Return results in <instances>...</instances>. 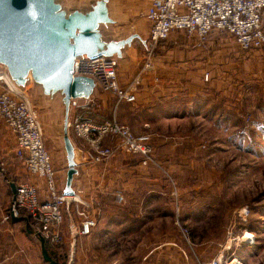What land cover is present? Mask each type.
<instances>
[{
    "label": "crops",
    "instance_id": "1",
    "mask_svg": "<svg viewBox=\"0 0 264 264\" xmlns=\"http://www.w3.org/2000/svg\"><path fill=\"white\" fill-rule=\"evenodd\" d=\"M152 2L153 0H109L108 13L116 23L112 28L114 34H136L142 39L147 38L152 24L141 15ZM145 54L148 52L142 47H133L117 66L120 87L128 88L133 81L138 80L136 102L116 105L110 95L96 91L92 96L97 101V107L89 118L95 123L115 120L129 127L135 135L150 134L155 150L152 163L144 167L140 164L138 156L115 153L104 164H90L85 159L84 142L69 133L77 158L78 174L73 185L76 188L79 186V189L75 195L88 201L93 209L96 208L97 212L94 210V213L99 216L97 226L89 236H74L80 219L76 216L74 206H71L64 213L65 223L61 227V233L66 236L67 243L76 245L77 250L83 243L87 244L89 254L96 257L99 254L108 255L107 258L115 253L122 254V247L128 245L130 238L134 239L131 233L136 231L138 234L142 226L139 221L142 216H139V212L142 215L144 201L154 195L168 196V191L160 193L156 189H146L145 185L151 186L160 182L162 172L169 175L170 179L175 178L181 186L186 178L188 179L187 169L191 167L189 164L195 157L194 150L199 146V141L195 139L190 128L177 129V120L190 121L196 119L194 116L208 117L209 114L220 118V106L227 111L238 108L241 95L250 94L255 86L261 87L258 91L261 100L264 96V48L242 52L235 39L227 35L213 34L204 43H200L196 35L176 31L170 34L166 42L152 50L151 61L146 60ZM146 63L148 68L145 67ZM205 74H208L207 80H204ZM28 88L33 90L32 85H27L22 91L27 92ZM2 89L4 87L0 86V93ZM79 114L86 116L85 113ZM38 116L56 172L58 189L62 192L66 171L64 152L61 147L50 141L40 111ZM2 132L5 135L1 137ZM109 144L108 139L103 142V146ZM14 145V135L0 120V150L13 155L14 162L28 182L37 185L39 196L47 200L43 182L26 172L13 153ZM14 184L18 186L16 182ZM117 193L122 194L123 203L117 202ZM186 197L190 196L185 192L181 202L189 203ZM199 197L202 198L195 194V198L189 200L197 203ZM12 199L13 194L6 178L3 179L0 175V260L4 261L1 264H47L41 255V246L38 250L32 238H17V231L25 224L24 220L4 221ZM191 202L189 206L193 205ZM135 243L136 251L133 255H136L143 245L138 240L133 242ZM185 243L189 242L184 239L183 243L175 238L159 243L146 255L141 256V264L209 262L210 258L207 256L189 259ZM211 245L219 247L217 243ZM196 249L199 253L204 250L201 245ZM37 251L40 255L38 257Z\"/></svg>",
    "mask_w": 264,
    "mask_h": 264
},
{
    "label": "rangeland",
    "instance_id": "2",
    "mask_svg": "<svg viewBox=\"0 0 264 264\" xmlns=\"http://www.w3.org/2000/svg\"><path fill=\"white\" fill-rule=\"evenodd\" d=\"M94 1L58 0V3L67 11H86ZM260 90L261 87L255 86L250 94L241 95L238 108L227 111L220 106V118L209 114L208 117L194 116L196 119L190 121H174L179 125L177 129L190 128L199 141V146L194 150L195 157L189 164L191 167L188 165V179L181 186L175 178L171 180L169 175L162 172L160 182L145 185L146 189H156L160 193L168 191V196L154 195L144 201L142 215L139 212L142 226L138 234L136 231L131 233L134 239L130 238L128 245L119 246L122 247V254L115 253L109 258L102 254L97 257L90 255L87 244L83 243L77 250L76 245L71 247L67 243L62 233L59 263L141 264L142 255L159 243L175 238L176 241L184 243L185 239L189 242L185 243L189 259L207 256L211 261L222 248L226 249L224 253L231 248L226 254L227 261L236 256L243 264H264V100L260 99ZM29 91L30 88L26 94L39 113L38 105L32 101ZM60 99L57 93L50 101L55 116H58L57 121L63 118ZM4 135L2 132L1 137ZM0 175L6 178L8 184V179L17 185L30 184L14 162L13 155L3 150H0ZM174 190L177 197L172 196ZM185 192L190 196L186 197L189 203L195 194L202 198L199 197L197 203L191 202L193 205L189 206V203L181 202ZM195 205L197 207L194 208ZM19 228L17 238H32L39 250V238L31 233L26 224ZM246 233L253 235L252 241L241 238ZM234 238L237 242L233 241ZM136 240L143 245L133 255L137 244L133 242ZM213 243L219 247L211 245ZM199 245L204 248L201 253L196 249ZM2 262L0 260V264Z\"/></svg>",
    "mask_w": 264,
    "mask_h": 264
},
{
    "label": "built area",
    "instance_id": "3",
    "mask_svg": "<svg viewBox=\"0 0 264 264\" xmlns=\"http://www.w3.org/2000/svg\"><path fill=\"white\" fill-rule=\"evenodd\" d=\"M141 17L152 24L147 35L146 60L151 61L152 50L166 42L170 34L176 31L196 35L200 43H204L213 34L227 35L235 39L242 52L264 48V0H153ZM148 66L146 63L145 67ZM73 73L92 79L100 93L110 95L116 105L136 102L138 80L133 81L128 88L120 87L115 61L77 57L74 60ZM207 79L208 74H205L204 80ZM0 86L4 87L0 93V120L15 137L13 153L30 176L43 182L47 197L44 200L39 196L37 185H18L4 221L23 219L37 238H43L51 246H56L62 241L64 213L74 206L80 224L73 235L89 236L97 226L99 215L94 213L97 209H93L88 201L77 195H62L58 189L56 172L46 147L37 110L26 92L14 86L4 69L0 73ZM96 107L97 101L93 96L70 104L68 134H73L84 142L87 162L104 164L115 153H119L138 156L142 166H149L155 153L152 136L148 133L135 135L129 127L115 120L93 122L89 116ZM79 113H85L86 116ZM106 139L110 141L109 146H103ZM172 196L177 197L176 190ZM115 197L118 203H123L121 193H117ZM246 234L241 238L252 241L253 235ZM233 241L237 242V239L234 238ZM224 251L222 248L206 264H232L234 260L235 264H243L236 256L227 261V252Z\"/></svg>",
    "mask_w": 264,
    "mask_h": 264
},
{
    "label": "water",
    "instance_id": "4",
    "mask_svg": "<svg viewBox=\"0 0 264 264\" xmlns=\"http://www.w3.org/2000/svg\"><path fill=\"white\" fill-rule=\"evenodd\" d=\"M109 0H95L86 11H67L58 0H0V73L4 69L18 90L32 85L29 92L46 124L50 141L62 148L65 179L62 195L76 194L73 181L78 174L75 149L68 134L70 104L89 99L95 82L73 73L77 57L104 58L118 63L129 49L148 50L147 38L136 34L115 35V21L108 13ZM61 96L63 118L57 121L50 101ZM9 181L13 194L16 186ZM41 255L47 264H56L48 255L45 240L39 238Z\"/></svg>",
    "mask_w": 264,
    "mask_h": 264
},
{
    "label": "trees",
    "instance_id": "5",
    "mask_svg": "<svg viewBox=\"0 0 264 264\" xmlns=\"http://www.w3.org/2000/svg\"><path fill=\"white\" fill-rule=\"evenodd\" d=\"M262 100H264V96L262 98ZM45 245H46V249L48 252V255L50 256V258L56 263V264H60L59 262V258L61 255V248L60 245L58 244L56 246H51L47 241H45Z\"/></svg>",
    "mask_w": 264,
    "mask_h": 264
},
{
    "label": "bare ground",
    "instance_id": "6",
    "mask_svg": "<svg viewBox=\"0 0 264 264\" xmlns=\"http://www.w3.org/2000/svg\"><path fill=\"white\" fill-rule=\"evenodd\" d=\"M226 250V249H225ZM236 263V261L234 260L233 262H232V264H235Z\"/></svg>",
    "mask_w": 264,
    "mask_h": 264
}]
</instances>
